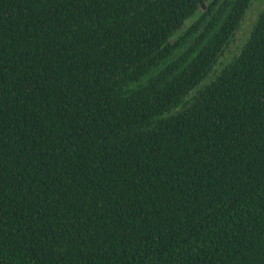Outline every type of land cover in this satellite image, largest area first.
Returning a JSON list of instances; mask_svg holds the SVG:
<instances>
[{
    "label": "trees",
    "instance_id": "16d2710c",
    "mask_svg": "<svg viewBox=\"0 0 264 264\" xmlns=\"http://www.w3.org/2000/svg\"><path fill=\"white\" fill-rule=\"evenodd\" d=\"M204 2L0 0V264H264V7L222 62Z\"/></svg>",
    "mask_w": 264,
    "mask_h": 264
},
{
    "label": "rangeland",
    "instance_id": "374dc122",
    "mask_svg": "<svg viewBox=\"0 0 264 264\" xmlns=\"http://www.w3.org/2000/svg\"><path fill=\"white\" fill-rule=\"evenodd\" d=\"M263 7L264 0H253V3L245 16V19L242 22L241 28L237 32L234 40L230 43V46L226 49L220 61L229 62L235 57V55L239 53L241 46L250 35L257 16ZM218 67H220V64L218 65Z\"/></svg>",
    "mask_w": 264,
    "mask_h": 264
},
{
    "label": "water",
    "instance_id": "95a60500",
    "mask_svg": "<svg viewBox=\"0 0 264 264\" xmlns=\"http://www.w3.org/2000/svg\"><path fill=\"white\" fill-rule=\"evenodd\" d=\"M206 1L208 0H205V2L202 4L203 8H206Z\"/></svg>",
    "mask_w": 264,
    "mask_h": 264
}]
</instances>
